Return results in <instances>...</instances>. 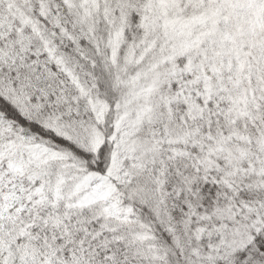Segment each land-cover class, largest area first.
Segmentation results:
<instances>
[{
    "label": "snow or ice",
    "instance_id": "1",
    "mask_svg": "<svg viewBox=\"0 0 264 264\" xmlns=\"http://www.w3.org/2000/svg\"><path fill=\"white\" fill-rule=\"evenodd\" d=\"M0 264H264V0H0Z\"/></svg>",
    "mask_w": 264,
    "mask_h": 264
}]
</instances>
